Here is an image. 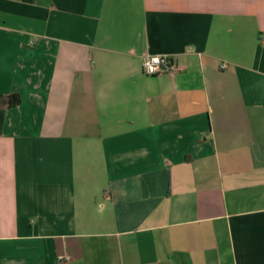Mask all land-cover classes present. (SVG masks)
Wrapping results in <instances>:
<instances>
[{"label": "crops", "instance_id": "crops-1", "mask_svg": "<svg viewBox=\"0 0 264 264\" xmlns=\"http://www.w3.org/2000/svg\"><path fill=\"white\" fill-rule=\"evenodd\" d=\"M0 264H264V0H0Z\"/></svg>", "mask_w": 264, "mask_h": 264}, {"label": "built area", "instance_id": "built-area-1", "mask_svg": "<svg viewBox=\"0 0 264 264\" xmlns=\"http://www.w3.org/2000/svg\"><path fill=\"white\" fill-rule=\"evenodd\" d=\"M222 69L227 67L226 64L220 66ZM143 70L146 75L156 76L162 74H175L182 70V67L168 55H150L143 61ZM61 262H70V255L59 257Z\"/></svg>", "mask_w": 264, "mask_h": 264}, {"label": "trees", "instance_id": "trees-1", "mask_svg": "<svg viewBox=\"0 0 264 264\" xmlns=\"http://www.w3.org/2000/svg\"><path fill=\"white\" fill-rule=\"evenodd\" d=\"M3 103L8 107H14L21 103V97L19 94L11 95L7 99H4Z\"/></svg>", "mask_w": 264, "mask_h": 264}]
</instances>
